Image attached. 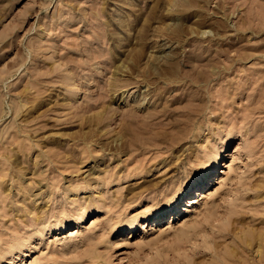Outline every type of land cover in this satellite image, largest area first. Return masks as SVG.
<instances>
[{"label":"rangeland","instance_id":"374dc122","mask_svg":"<svg viewBox=\"0 0 264 264\" xmlns=\"http://www.w3.org/2000/svg\"><path fill=\"white\" fill-rule=\"evenodd\" d=\"M259 232L264 0H0V264H250Z\"/></svg>","mask_w":264,"mask_h":264},{"label":"bare ground","instance_id":"6f19581e","mask_svg":"<svg viewBox=\"0 0 264 264\" xmlns=\"http://www.w3.org/2000/svg\"><path fill=\"white\" fill-rule=\"evenodd\" d=\"M172 67L173 66H171V67H169V68H171L172 69ZM171 69H170V71H171ZM170 73V72H169ZM178 131L180 132V136H179V138H182L183 137V135H184V127L182 126V125H180V127L178 128ZM16 132V131H15ZM177 137L178 136H170V138L171 139H177ZM230 140V139H229ZM23 144V143H22ZM26 145V144H25ZM24 146V145H23ZM28 147V146H27ZM222 149V148H221ZM223 150H224V148H223ZM222 154H223V152H222ZM182 155V154H181ZM225 155V154H224ZM223 155V156H224ZM220 156H221V154H217L216 153V155L215 156H210V157H208V158H206V159H204V160H201V161H199L198 163L199 164H201V166H202V168L200 169L199 168V170H197L196 168H194V166H191V168L190 169H188V170H185L187 167H185L184 168V162H183V169L185 170L184 172V176L183 177H178L177 178V180L176 179H172L171 181H166L167 180V178L169 177L168 175L167 176H165L163 179H159V180H157V182H154V183H149V184H151V188H154V190H158L157 192L158 193H165L166 194V192L168 191V190H170L169 191V193L171 194L170 196H169V198H168V196L167 195H165V198L167 199L166 201H165V203H163V205L162 206H160L158 209H156V211L155 212H153V213H155V219L157 220V219H159L160 217H164V215L167 213L168 214V217L170 218L169 219V221H174V218L176 217V214L178 213V212H180V211H182V210H186V209H188V207L187 206H189L190 204H196V203H200V201H201V197L204 195L203 193H204V189H203V186H201V184L202 183H204L205 185L207 184V183H211V179H212V175H213V172H214V170H216L217 169V173L219 172V175L215 178V179H219L221 176H222V172L223 171H221V169L220 168H222L223 166H225V164H226V162H224L223 164H222V161L220 160ZM178 164H177V166L179 165V163H181V159H180V161L179 162H177ZM136 168V167H135ZM132 170V169H131ZM135 170V169H134ZM147 170V169H146ZM177 170V169H176ZM136 171H138V170H136ZM135 171V172H136ZM143 171V170H142ZM150 171H152V170H150ZM149 171V172H150ZM129 172H131V171H129ZM140 172V171H139ZM138 172V173H139ZM145 172V171H144ZM126 173H128V172H126ZM137 173V172H136ZM135 173V174H136ZM142 173V172H141ZM147 173V172H146ZM130 174H132V172L131 173H129L128 175H130ZM189 174L191 175V176H189ZM199 174V177L198 178H194L196 175H198ZM216 174V173H215ZM93 175V174H92ZM134 175V174H133ZM163 175H165V173L163 174ZM125 176H126V174H125ZM90 177V176H89ZM93 177H94V175H93ZM100 176H98L97 178H99ZM87 179V178H86ZM85 179V180H86ZM182 179H184V181H185V179H187L186 181H189V182H184V184L185 183H187V184H185L184 186H180L179 185V182H181L182 181ZM202 179V181L200 182V183H198L197 185H196V187L195 188H191V186H193L196 182H198V181H200ZM97 180V179H96ZM99 180V179H98ZM89 181V180H88ZM101 181V180H100ZM86 182V181H85ZM101 183V182H100ZM93 184V183H92ZM92 184H89V186L91 185V186H93ZM163 184V185H162ZM85 185V184H84ZM84 185H82V186H84ZM96 186H100V184H95ZM94 185V186H95ZM182 185V184H181ZM203 185V184H202ZM88 186V185H87ZM86 186V187H87ZM104 186V185H103ZM79 187V186H78ZM188 187V188H187ZM71 188V187H70ZM73 188L74 189H76L74 186H73ZM89 188V187H88ZM91 188V187H90ZM139 188V187H138ZM4 189V188H3ZM83 189V188H82ZM188 189V190H187ZM23 189H21V191H22ZM68 190V189H67ZM98 190V189H97ZM104 190V189H103ZM68 191H70V190H68ZM101 193V192H100ZM101 195V194H100ZM50 196V195H49ZM99 196V195H98ZM141 196V195H140ZM96 197H97V195H96ZM49 199H50V197H49ZM99 199H102V198H99ZM92 200V199H91ZM96 200V199H95ZM94 200V201H95ZM175 200V201H174ZM101 201H103V199L101 200ZM99 202V201H98ZM106 202V201H105ZM102 203V202H101ZM101 203H97V205L98 206H89L90 208V210H94L95 208H102L103 206H104V208H105V211H106V206L108 205V204H106V205H103V203L101 204ZM105 204V203H104ZM166 204H168V205H166ZM164 206V207H163ZM166 206V207H165ZM235 211V210H234ZM88 213H86V212H84V213H82V214H80L79 215V218H81V219H84L85 217H86V215H87ZM35 215V214H34ZM37 215H39V214H37ZM37 215L35 216V217H37ZM137 215V214H136ZM139 215V214H138ZM78 216V215H77ZM34 217V216H33ZM31 218V220L33 219L34 220V218ZM40 218V217H39ZM42 218V217H41ZM76 218V217H75ZM128 218V217H127ZM38 219V218H37ZM136 219H137V216H135V217H133L132 218V220H131V222H128V224L130 225V227H133V229H134V226L136 225ZM171 219H173V220H171ZM39 221H40V219H39ZM36 223V222H35ZM64 223H66V222H64ZM241 224V223H240ZM32 225V224H31ZM94 225V224H93ZM188 225V224H187ZM123 226V225H122ZM125 226V225H124ZM246 230H248L247 228H245V229H240V230H238L237 232H238V236H239V238H243V235H242V233H244V232H247ZM74 231H78V229H76V230H74ZM74 231H71V233L72 232H74ZM229 233L231 232L232 233V231H228ZM235 234H236V232H234ZM89 236V235H88ZM180 236V235H179ZM256 239H257V244H258V246H257V255H258V259L256 260V261H252V263H250V264H264V250H263V246H264V232H259L258 234H256V237H255ZM237 239V238H236ZM247 240V239H246ZM225 246H228V249L230 250V252H233L234 251V249H235V247H234V245L233 244H230V242H227V243H225ZM246 247V246H245ZM255 251V252H256ZM250 257V256H249ZM251 258V257H250ZM247 261V260H246ZM250 262V261H249Z\"/></svg>","mask_w":264,"mask_h":264}]
</instances>
